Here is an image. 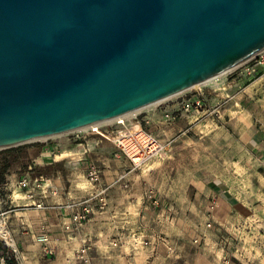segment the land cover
Segmentation results:
<instances>
[{"label": "water", "instance_id": "obj_1", "mask_svg": "<svg viewBox=\"0 0 264 264\" xmlns=\"http://www.w3.org/2000/svg\"><path fill=\"white\" fill-rule=\"evenodd\" d=\"M264 49V0H0V148L122 116Z\"/></svg>", "mask_w": 264, "mask_h": 264}, {"label": "crops", "instance_id": "obj_2", "mask_svg": "<svg viewBox=\"0 0 264 264\" xmlns=\"http://www.w3.org/2000/svg\"><path fill=\"white\" fill-rule=\"evenodd\" d=\"M218 83L213 84L218 92L209 98L208 88L192 95L201 100V107L174 123L168 124L163 114L174 111L176 103L140 110L135 123H147L148 131L155 138L160 136L157 139L163 146L175 141V135L181 141L190 139L186 133L191 129L203 131L195 132L196 147L202 145L207 132L212 141L214 134L222 133L229 162L243 173L241 179L218 183L203 178L197 149L193 151L194 167L189 169L192 174L187 175L186 164L181 165L183 151L168 149L164 161L178 157L180 173L170 183L157 184V153L134 166L112 141V128L104 126L79 133L83 142L66 149L79 151L75 160H55L56 152L41 139L0 148V177L4 179L0 183V214L13 239L11 246L19 251L14 256L18 263L23 264L24 258L26 264L42 260H50L47 264H163L173 253L170 243L183 239L185 245L190 239L188 222L202 220L206 211V216L222 224L234 217L264 220V73L248 83L236 78ZM137 160L144 161L141 157ZM144 164L147 168L152 164L147 173ZM92 165L100 170L96 182L87 177ZM23 178L26 184H18ZM81 199H89L94 212L83 227L67 231L65 206ZM127 205L134 206V214L122 212ZM123 215L134 221V248L115 249L111 237L122 227L117 221ZM42 233L50 237L53 255L43 253L37 240ZM0 244L11 247L1 239Z\"/></svg>", "mask_w": 264, "mask_h": 264}, {"label": "rangeland", "instance_id": "obj_3", "mask_svg": "<svg viewBox=\"0 0 264 264\" xmlns=\"http://www.w3.org/2000/svg\"><path fill=\"white\" fill-rule=\"evenodd\" d=\"M231 78L241 80L243 83L250 82L244 77H239L237 72L232 69L219 76L217 80H221L223 82ZM211 84L212 83H206L204 85H198L197 87L194 86L155 104H160L161 107L167 106L171 103L178 104L181 99L194 98L192 95H194L201 88L209 89L210 93L207 96L209 98L214 94V92H218V90H216V88ZM214 89L216 91H214ZM155 104L145 109L153 108L156 106ZM171 112H174L176 117L171 122L166 121L168 124L176 122L178 118L181 117L179 116V112L176 113L175 109ZM136 118H138L137 112L122 115L120 118L112 119L108 123L96 124L86 128L46 137L41 140L48 142L49 145L52 146L51 150L54 153L56 152V154H59L61 151L63 152L66 151V149L73 147L75 143H82L83 139L75 140V135L89 128H95L97 126L109 128L126 127L129 130L136 131L138 128L137 122L135 123ZM140 125L141 128L148 131L147 123L141 122ZM200 131L198 129L189 130L186 133V136L190 139H185V141H181L175 135L172 137L175 141L171 142L170 145L165 144V146H163V142L161 140L158 141L161 137H156L158 142L157 144L161 145V150H158L155 156V158L159 157L157 160L160 162L156 167V171L159 170V173L155 174L157 184H162L163 182L170 183V179L175 176L177 177L180 173V162L178 157H170L164 161V152L168 149L171 151H183V155L181 156V165L184 166V163L186 164L188 169L187 175L192 174L189 173V169L194 167L193 151L197 149L201 155L197 157V161L199 162V160H201L200 164L202 165L203 170L202 176L206 180H213L221 183L222 181L227 182L234 179H241L243 177V173L238 172L229 162L226 147L227 141L222 136V133L219 135L214 134L215 139L212 141L209 137L210 131L207 132L206 135H204V138L201 139L200 143L202 145H198L196 147L194 139L197 137V134L195 132ZM202 132L203 131L200 133L203 134ZM186 136H184V138ZM144 163H146V161ZM147 166V164L142 166L146 173L147 170H150L152 164L149 165V169ZM239 184L241 185V183ZM125 211H128L127 214H134V206L132 207L127 205L126 208L123 207L122 212L125 213ZM205 214H209V211H206ZM205 214L203 215V219L200 221L188 222L187 231L188 237L190 235V239L188 238V240H185V245L183 244V239H176L170 243L169 247L171 248L169 249H172L173 253L166 256L163 264H236L233 259L238 260L240 264H264V220H243L242 218L234 217L230 220V222L222 224L213 221ZM125 217L126 216L123 215V219L121 221H117L118 223H121L122 227L118 230L119 232H117L115 236L111 237V242L113 243L112 246L114 245L113 248L115 249L132 248V246L134 248V221L125 220ZM112 239L114 240L112 241ZM12 247L14 248V246H11L10 248L5 249L9 252H13ZM49 261L42 260L40 264H47Z\"/></svg>", "mask_w": 264, "mask_h": 264}, {"label": "built area", "instance_id": "obj_4", "mask_svg": "<svg viewBox=\"0 0 264 264\" xmlns=\"http://www.w3.org/2000/svg\"><path fill=\"white\" fill-rule=\"evenodd\" d=\"M237 72L239 77H244L247 81H252L257 78L262 72H264V49L256 53L246 61L242 62L238 66L232 69ZM201 107V100L198 98H187L181 99L177 104L175 109L176 113L179 112V116H183L193 111H198ZM164 118L166 121H173L176 117L174 112H165ZM139 131L134 133V130H129L126 127L112 128L109 132L112 140L119 148V150L126 156L127 159L134 166H138L143 162L138 161L137 159L146 158L152 156L154 150L157 148L156 138L147 130L141 128ZM75 140L84 139L82 134H76ZM156 142V143H155ZM147 158V159H148ZM87 177L91 182H96L100 177V170L97 166L92 165L87 171ZM26 179H21L18 184H26ZM157 201L154 200V203ZM37 207H40L41 204H36ZM65 211L69 215V222L66 223L65 229L76 230L83 227L91 218V215L94 212V206L90 203L89 199H81L76 202H71L66 204ZM2 215V216H1ZM6 229L9 231L7 222L3 217V213L0 214V239L5 243L1 235V229ZM37 240L42 244V251L45 255H53L55 253V248L51 246L50 237L42 233L37 236ZM12 253L16 257L19 253L17 248H12ZM85 251L84 248L80 249L81 254ZM0 264H5L4 257H0Z\"/></svg>", "mask_w": 264, "mask_h": 264}, {"label": "bare ground", "instance_id": "obj_5", "mask_svg": "<svg viewBox=\"0 0 264 264\" xmlns=\"http://www.w3.org/2000/svg\"><path fill=\"white\" fill-rule=\"evenodd\" d=\"M224 73H226V72H224ZM224 73H222V74H219V75H217V76H215V77H213V78H211V79H209V80H206V81H204L203 83H201V84H199V85H204V84H206V83H212L211 85H219V83H218V80H217V78L219 77V76H221V75H223ZM261 75H259L257 78H259ZM257 78H255L254 80H256ZM198 85H196V87H197ZM192 88V87H191ZM183 92V91H182ZM181 93V92H180ZM179 94V93H178ZM175 95H177V94H175ZM174 96V95H173ZM164 100V99H163ZM162 101V100H161ZM158 102H160V101H158ZM158 102H155V103H158ZM155 103H153V104H150V105H147V106H145V107H143V108H140V109H137V110H134V111H132V112H128V113H125L124 115H128V114H133V113H136V112H138L139 110H142V109H145V108H148L149 106H152V105H154ZM116 118H120V116H118V117H116ZM116 118H113V119H116ZM112 119H109V120H106V121H102V122H98V123H95V124H92V125H90V126H93V125H96V124H102V123H108L109 121H111ZM86 127H89V126H85V127H82V128H86ZM137 130L136 131H134V133H136V132H138L139 131V129H140V127L138 126V124H137ZM79 129H81V128H79ZM75 130H77V129H75ZM74 131V130H73ZM68 132H70V131H68ZM64 133H66V132H64ZM56 135H58V134H56ZM53 136V135H52ZM41 139H43V138H41ZM156 143V142H155ZM157 144V143H156ZM156 149L154 150V152L153 153H157L158 152V150H161V145H159V144H157L156 145ZM79 156H80V153H79V151L78 150H66V151H63V152H61V153H59V154H55V156H54V158H55V160H62V159H71V160H75V159H77V158H79ZM147 158L148 157H146V158H144V162L147 160ZM143 162V163H144ZM142 164V163H141ZM15 196H19V194L18 193H15L14 194ZM1 235H2V238H3V240L5 241V243L6 244H9V245H13V239H12V237L10 236V234H9V231L8 230H6V229H1ZM23 259V264H26L25 263V260H24V258H22Z\"/></svg>", "mask_w": 264, "mask_h": 264}, {"label": "trees", "instance_id": "obj_6", "mask_svg": "<svg viewBox=\"0 0 264 264\" xmlns=\"http://www.w3.org/2000/svg\"><path fill=\"white\" fill-rule=\"evenodd\" d=\"M3 181L4 179L0 177V183H2ZM0 252L2 253L1 255L4 257L5 264H19L18 261L15 259L14 254L12 252H9L5 248H2L1 244H0ZM233 261L236 264H240L236 259H233Z\"/></svg>", "mask_w": 264, "mask_h": 264}]
</instances>
